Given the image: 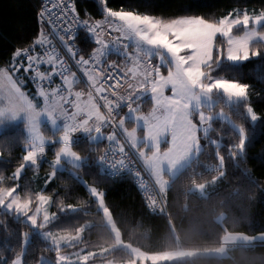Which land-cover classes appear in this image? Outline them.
<instances>
[{
  "label": "trees",
  "instance_id": "16d2710c",
  "mask_svg": "<svg viewBox=\"0 0 264 264\" xmlns=\"http://www.w3.org/2000/svg\"><path fill=\"white\" fill-rule=\"evenodd\" d=\"M75 3V0H72ZM113 10L133 11L162 20L180 16H199L219 21L236 9L248 8L254 13L264 11V0H108ZM40 0H0V69L10 66L15 49L25 48L37 38L38 29L46 34L45 26L37 22ZM80 15L85 10L91 19L104 16L99 0H78ZM103 14V15H102ZM260 30L264 31V23ZM223 48V39L216 38ZM83 57L97 47L90 36L87 42L76 40ZM251 52L264 53V42L255 41ZM114 51L107 54L105 62L115 63ZM118 66V65H117ZM119 67V66H118ZM120 68V67H119ZM212 73L228 80L249 85V102L232 106L222 104L233 124L215 119L207 143L202 139V150L190 163L171 179L167 188L166 204L169 214H156L146 207L141 192L129 175L108 176L101 168L100 156L106 137L93 141L89 136H79L71 143L84 161L78 167L68 165L57 170L52 164L61 144L54 141L46 146V159L38 165L28 164L19 178L13 172L24 164L27 143L24 122L13 123L0 132V187H17L23 199L31 201L34 210L39 194L51 198L55 217L45 227L65 234H76L83 228L80 242L60 248L61 251L87 248L96 249L114 244V236L105 224L98 202L88 191L84 181L104 194L105 204L120 230L121 238L148 253L172 251L178 248L207 249L220 246L227 232L255 236L264 232V56H250L248 61L222 60ZM126 75V74H125ZM31 96L35 91L21 81ZM146 101H149L147 99ZM150 102L144 104L148 109ZM251 105L258 119L254 124L246 119ZM98 106V105H97ZM125 111L123 107L120 118ZM131 124V122H130ZM238 127L246 134V148L242 158ZM44 133L54 140L60 130L52 132L44 126ZM215 141V143H213ZM231 153L232 158L229 159ZM206 195L193 191L196 184L212 183ZM222 215V219L219 217ZM0 260L9 257V264L19 256L23 264H53L57 252L49 241L43 239L33 226L16 217L15 213L0 208ZM29 236L24 247V237ZM51 249V250H49ZM228 257L197 255L173 262L159 264H264V243L236 244L229 249ZM131 255L122 248L90 261L114 259L126 261ZM39 258V259H37Z\"/></svg>",
  "mask_w": 264,
  "mask_h": 264
},
{
  "label": "rangeland",
  "instance_id": "374dc122",
  "mask_svg": "<svg viewBox=\"0 0 264 264\" xmlns=\"http://www.w3.org/2000/svg\"><path fill=\"white\" fill-rule=\"evenodd\" d=\"M245 12H247L252 18L249 26L247 28L242 25L234 26L230 36L233 40L238 38L248 39L250 49L251 43L255 41L264 42V31L260 30L264 21L259 25L255 23V16L264 13V11L254 13L248 8L236 9L225 17L234 19L237 15L242 17ZM182 17L191 16H180L173 19ZM99 22L113 28L115 33L118 34V37H116L115 42L111 45H108L105 41L103 44L97 43L96 49L89 56L84 58H91L90 61H95L98 55L103 59L101 49L104 50L106 48L116 53V58L114 60L115 63H112L113 61L106 63L118 65L127 75V85L122 90L124 96L123 101H131L132 96L140 93L137 102H130L129 104V107L133 109L139 108V110L134 111L133 113L134 117L139 119L124 121L122 118L128 111L127 107H125L122 116L115 120V123L109 122L101 115L99 117L98 106L94 100L95 98L89 92L90 89L87 83L76 79H72L71 84L79 90L84 91L83 94L85 95V100L77 96L73 110L76 111L77 115L82 112L81 117L78 120L77 115L75 118H70L67 110L63 108L62 97L58 95L56 96L57 98L49 96L50 99L45 101L44 104L39 105L38 102H35L34 98L31 97L23 87H21L23 83L16 77L13 71H7V69L11 67L5 66L2 68L5 72L0 73V132L13 123L24 122L28 140L24 145V150L26 151L25 162L13 172L12 176L17 179L24 173L26 165H38L41 161L45 160L46 146L54 141L61 144L59 151L52 160L55 169L62 170L67 168L68 165L72 167L80 166L84 159L72 148L70 133L74 132L78 137L82 136V131H79L76 126L83 125V118H86V120L89 119V123H87L84 128L88 130L90 133L89 137L93 141L101 140L104 137L107 139L112 134L116 136L115 133L119 132L123 138H125L127 143L135 150L143 166L148 170L158 188L165 195L171 179L181 172L202 150L201 145L203 146V137L199 139L197 138L196 121L201 120V117H203L202 124L210 127V129L213 122H211V125L208 124V119L210 117H214V120L221 119L233 124L229 114L222 107V104L232 106L238 102V98L230 97L223 89H214L208 97H203L201 91H196L189 98L191 107L186 109L189 113L186 117L188 134L184 141H176L172 135L171 128H169L167 135L161 136L157 141L150 136L148 129V125L153 123L154 109L150 92L152 87L151 81L152 79H156L155 69L157 67H159V75L167 77L169 67H171L167 61L170 60L171 57L163 52V50L151 49L150 46L147 45L141 44L137 47L136 37L128 31L124 22L109 17L107 13H104V16L99 19ZM217 36L220 35L218 34ZM220 37L223 39L224 49H222L221 46L216 45L217 41L215 39L211 68L203 67L202 69L212 77L213 81L215 79L228 80L212 73V70L217 67V64H220L222 60H229V44L227 43V38ZM95 40L98 41L100 39L96 38ZM158 51L159 55L157 54ZM93 53L95 55H92ZM181 54L184 55L187 53L185 52ZM160 55L165 56L164 61L160 60ZM147 72H151L152 75L150 77L146 76L145 74ZM208 82L209 81L205 79L204 83L207 84ZM15 88H20L21 90L17 91ZM74 92L76 94L78 93V90H75ZM85 93H89L90 95ZM165 95H171L170 86L165 89ZM197 98H201L200 102H197ZM147 99H149V101H146ZM189 101H186V104ZM148 102L151 104L148 109H145L143 106ZM76 106H81L82 108L76 109ZM250 106L251 105H249L247 109ZM83 108L85 109V112H83ZM57 115H59L60 120L56 117ZM105 121H107V123H105ZM43 125L48 126L52 132H57L59 130L61 132L55 140L53 138L51 139L44 133ZM101 125H103V128H101ZM107 142L108 140L106 141V145ZM84 184L92 196L97 200L98 209L104 216L105 224L114 236L115 241L111 246L96 249L79 248L71 251H61L60 248L64 245L71 246L80 242L83 235V228L76 234H65L45 227V225L55 217V214L51 210V198L48 195L39 194L38 200L36 201L37 207L34 210H31V201L29 199H23L21 195H19L16 186L12 188L0 187V208L15 213L16 217H22L24 221L33 226L43 239L49 241L50 245L58 250L57 259L53 264H159L193 258L197 255L228 257L230 255L229 249L237 244L226 243L223 241L220 246L207 249L181 248L175 251L172 250L156 253L145 252L122 240L120 230L117 227L110 210L105 204L103 192L98 188L89 185L85 181ZM213 184L214 182L196 184L193 186L192 190L200 195H206ZM17 204H19V206H17ZM222 217L223 216L220 215L219 219L221 220ZM228 234H242L243 236H247L245 233L227 232L226 236L223 237V240L230 241V239H235V235ZM255 236H252L251 238L258 239V237ZM28 238L29 236L24 237V247ZM261 238L264 239V234H262L259 239ZM117 248L125 249L132 256L131 259L126 261H117L114 259L90 261L95 256L105 255L109 251ZM41 260L46 261L45 258H41ZM12 264H23L21 256L15 258ZM38 264H40V262Z\"/></svg>",
  "mask_w": 264,
  "mask_h": 264
},
{
  "label": "snow or ice",
  "instance_id": "6c2138e0",
  "mask_svg": "<svg viewBox=\"0 0 264 264\" xmlns=\"http://www.w3.org/2000/svg\"><path fill=\"white\" fill-rule=\"evenodd\" d=\"M51 0H40V7L37 8V22L38 24H47L49 21L45 19L46 16H52V10L49 9L47 4H50ZM99 4L103 8V14L107 13L109 17L116 18L119 21L124 22L128 31L132 33L137 40V47L141 44L150 46L151 49L163 50L168 56L171 57L167 63L171 66L169 67L167 77H162L159 75V67L155 69L156 79H152L151 84V99L154 104L153 109V123L148 125L150 136L157 141L163 135H167L169 128L172 129V135L174 139L178 142H183L186 135L188 134V128L186 126V117L189 113L186 109L191 107V102L189 98L196 91H201L203 97H208L214 89H223L228 93L230 97L238 98V102H249L248 98V88L249 85L241 84L234 81H228L225 79H215L213 81L212 77L205 73L202 69L203 67L211 68L213 52H214V42L219 34L222 37L227 38V43L229 44V55L228 59L234 62L236 61H248L251 56H264V53L260 51H255L250 53L249 41L245 38H238L233 40L230 33L233 31L234 26H244L247 28L252 20L247 12L243 16L237 15L234 19H229V17H224L219 19L218 22H210L207 19L201 18L199 16L182 17L177 19L162 20L154 18L150 15H141L134 13L133 11L125 10H113L109 6L108 0H99ZM81 10L78 7V0H75L71 6L67 3L64 4L61 12L57 13L61 18V22H66L67 30H62L64 34L60 36V40L64 42L66 39L68 43L65 45L67 52H72L75 48V41L81 40V42H87L90 39V34L94 33L96 29L100 26V22L97 21L95 24L91 23V16L85 10V16L88 18H81L79 12ZM102 14V15H103ZM264 21V13L255 16V23L257 25ZM76 24V30L73 31L71 25ZM43 33L39 31L37 33V38L32 42V47L26 50L25 58L28 62V66L22 68L24 72L32 71L33 60L39 59L42 53H37L36 57H33L30 53L33 48H37L44 43L42 39ZM261 38V37H260ZM99 44H103V40L96 41ZM46 51V49H45ZM187 53L182 55L181 53ZM159 55V51L157 52ZM93 55H95L93 53ZM22 53L20 49H15L13 52V57H21ZM71 58V57H70ZM90 59H85L80 56L79 59L75 61V66L79 68L81 65H88ZM59 61L60 70H56V66L52 67V75L59 76L63 78L64 84L69 86V91L71 89V82L69 81L67 73L70 72V68L64 66V62L60 57H56ZM160 60L164 61L165 56L160 55ZM11 63V62H9ZM219 67V64H217ZM116 69V65H110L109 69L106 71L101 68L100 72L103 73V81L110 79H115L116 73L112 71ZM21 69H17L20 71ZM8 72L12 69L8 68ZM117 71H119L117 69ZM4 69H0V73H4ZM146 76L150 77L151 72H147ZM89 79L93 78L89 76ZM205 79L209 82L204 83ZM51 83V79H49ZM147 83V81H146ZM170 86L171 95H165V89ZM15 87V86H14ZM21 87H24L21 85ZM93 87H96L95 82H93ZM115 89V86H112ZM20 91V88H15ZM96 91L103 95L105 89L103 87H96ZM56 90L53 91L52 95H57ZM43 99L46 94L41 91L39 93ZM80 93H76V97ZM106 97V96H104ZM140 97V93L131 97V101H119L116 105L109 104V109L115 114L119 115L118 109L122 106L127 107L128 111L126 115L122 118L124 121L139 119L134 117V111L139 110L129 107L130 102H137ZM48 99L50 97L48 96ZM68 103L65 107L70 118L76 117V111L73 110L72 100L67 98ZM201 98H197V102H200ZM186 101H189L186 104ZM123 102V103H122ZM103 107V105H101ZM246 119L250 118L253 124L260 119L255 112L254 107H249L246 113ZM203 117L201 120L196 121V133L197 138L203 137L204 142L207 143L209 140V130L210 127L204 126L202 124ZM214 117L208 119V124ZM143 121V120H142ZM107 123V121H105ZM144 124V122H143ZM237 135L241 138V143L239 145L240 153L237 158H242L244 155V149L246 148V134L243 129L238 128ZM215 143V141H213ZM203 146L201 145V148ZM232 158L231 153L229 154V159ZM19 206V204H17ZM0 227H3L0 224ZM26 246V244H25ZM51 250V249H49ZM39 259V258H37ZM0 264H9V257L5 256L0 260ZM40 264H45V261L41 260Z\"/></svg>",
  "mask_w": 264,
  "mask_h": 264
},
{
  "label": "built area",
  "instance_id": "2783aa9c",
  "mask_svg": "<svg viewBox=\"0 0 264 264\" xmlns=\"http://www.w3.org/2000/svg\"><path fill=\"white\" fill-rule=\"evenodd\" d=\"M45 2L47 3V0H45ZM65 3L71 6L73 1L51 0V3L47 4L49 9L52 10V16L45 17V19L49 21L47 24L42 23L46 28V34L42 37L45 38L43 39L44 43L37 48H33V51L30 53L33 57H36L37 53H42L39 59L33 60L32 71H22V68L28 66V62L23 54L26 53L28 48L33 46L32 44L20 49L22 53L21 57H13L11 69L17 78L26 82L36 93H40L41 91L53 93V91L56 90L58 92L57 95L64 98L63 108L67 110L65 107V104L68 103L67 98L72 100L73 107L75 96L69 91L68 85L64 84L62 77L52 75L53 66H56L57 71L60 70L59 61L56 60V57H60L64 62V66L70 68V72L67 73L69 81L72 79L85 81L90 89L89 92L96 100L100 115L105 117L109 122L115 123V120H117L122 113L123 106L118 109V116L115 115L108 106L109 104L114 106L119 101H123L121 92L126 86V75L116 65V69H112V71L116 73L115 79H110L101 83L103 73L98 74L97 70L98 65L100 63L103 64V59L99 56H97L95 61H90L88 65H81L79 68L75 66V61L81 56V48L79 44L75 41V48L72 52H67L65 45L68 43V40L66 39L62 42L59 39L60 36L64 34L62 30H67L66 22H61L60 16L57 15V13L61 12ZM38 7H40V4ZM79 16L81 18H88L80 14ZM97 21L99 20H90L93 24ZM76 27L75 23L71 25L73 31L76 30ZM90 36L95 39L98 38L103 40L107 42L108 45H111L115 42L118 34L115 33L113 28L100 22V26L94 33L90 34ZM110 65L113 64H103V69L107 71ZM17 69L21 70L17 71ZM117 69L119 71H117ZM89 73H94L96 75L97 79L94 81L96 87H103L105 89L103 95L96 91V87H93V82H88ZM49 79H51V83H49ZM112 86H115V89H113ZM101 105H103V107H101ZM115 134L116 136L113 134L109 136L107 145L100 156L102 170L110 177H118L122 175L131 176L141 192L142 199L148 210L156 214H169L164 194L141 163L135 150L127 143L125 138H123L119 132ZM77 139L78 136L75 133L70 135V140L72 142Z\"/></svg>",
  "mask_w": 264,
  "mask_h": 264
},
{
  "label": "crops",
  "instance_id": "0c3cea01",
  "mask_svg": "<svg viewBox=\"0 0 264 264\" xmlns=\"http://www.w3.org/2000/svg\"><path fill=\"white\" fill-rule=\"evenodd\" d=\"M42 39H45V38H42ZM101 51H102V55H103V59H105L106 58V56H107V54L109 53V52H111L112 50H109L108 48H106V49H104V50H102L101 49ZM101 54H99V55H101ZM93 55V54H92ZM98 56V55H97ZM105 56V57H104ZM106 64V62L104 61L103 62V64ZM103 64L102 63H100L99 65H98V74L99 73H101L100 72V69L101 68H103ZM89 76H91L93 79L92 80H90L89 79V77H88V82H94L97 78H96V75L94 74V73H89ZM126 78H127V75H126ZM71 82V81H70ZM126 82H127V80H126ZM126 85H127V83H126ZM69 87V86H68ZM24 89V88H23ZM75 90H78V93H80V95H78L79 97H81V98H83L84 100H85V95L83 94L84 93V91H82V90H79L77 87H74V85H72L71 84V89H70V92L75 96V103H76V99H77V97H76V94H75ZM45 94H46V96H45V98L43 99V97H41L40 95H39V93H36L35 95H37V96H31V97H33L34 98V101L35 102H38V104L39 105H42V104H44L45 103V101H47L48 100V96H50V97H55V98H57L56 96L57 95H52V93L51 92H44ZM85 94H88V95H90L89 93H85ZM61 97V96H60ZM121 97H122V99H123V91L121 92ZM62 99H63V104H64V98L62 97ZM94 99V98H93ZM95 100V99H94ZM95 102H96V100H95ZM74 103V104H75ZM97 104V103H96ZM76 109H78V108H82L81 106H76L75 107ZM83 112H85V109L83 108ZM81 113L82 112H80L78 115H77V120L78 119H80V116H81ZM100 115V113L98 112V116ZM57 118H59V120H60V117H59V115H57L56 116ZM100 117V116H99ZM98 117V118H99ZM67 118H69V117H67ZM89 118V117H88ZM95 118V117H94ZM84 120H83V125L81 124V125H79V126H76V128L78 127V130L80 131H82V134L83 135H86V136H89L90 135V133L88 132V130H86V128H84V126L87 124V123H89V119L88 120H86V118H83ZM100 119V118H99ZM86 120V121H85ZM69 121V120H68ZM101 123V122H100ZM101 128H103V125H101ZM74 132H72V133H70V135L71 134H73ZM148 171V170H147ZM262 234H264V232L263 233H260V234H257L255 237H258V239H256V238H254V239H252L251 237L252 236H243L242 234H228V235H235L234 237H235V239H230V241H225V240H223L224 242H228V243H232V244H257V243H264V239L263 238H261V239H259L260 237H261V235ZM224 236H226V234L224 235ZM246 237H250V238H246ZM178 249H181V247L180 248H178ZM178 249H176V250H178ZM175 251V250H174Z\"/></svg>",
  "mask_w": 264,
  "mask_h": 264
}]
</instances>
